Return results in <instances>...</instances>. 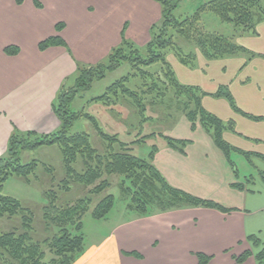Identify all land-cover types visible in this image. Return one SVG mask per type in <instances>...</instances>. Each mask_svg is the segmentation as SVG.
Returning a JSON list of instances; mask_svg holds the SVG:
<instances>
[{
	"label": "crops",
	"instance_id": "1",
	"mask_svg": "<svg viewBox=\"0 0 264 264\" xmlns=\"http://www.w3.org/2000/svg\"><path fill=\"white\" fill-rule=\"evenodd\" d=\"M161 14L153 0H0V158L14 131H59L53 104L65 82L75 83L79 62L100 63L123 42L148 45L149 31ZM58 24L63 29L57 33ZM54 36L67 46L41 51L39 44ZM234 41L252 55L208 60L196 52L194 68L177 57L169 64L182 86L204 94L205 111L233 124L234 130L224 133L233 152L253 155L251 164L264 173V161L256 157L264 156V20L256 34H241ZM8 47L18 53L8 55ZM222 88H228L237 111L215 96ZM167 136L187 146L182 152L159 138L155 168L173 188L227 211L190 207L150 216L134 213L74 264H199L200 253L212 258L209 264H234V256L248 250L254 255L244 264H257L262 247L251 246L248 238L255 236L264 246V178L250 176L240 183L231 159L200 126L192 131L185 116Z\"/></svg>",
	"mask_w": 264,
	"mask_h": 264
},
{
	"label": "trees",
	"instance_id": "2",
	"mask_svg": "<svg viewBox=\"0 0 264 264\" xmlns=\"http://www.w3.org/2000/svg\"><path fill=\"white\" fill-rule=\"evenodd\" d=\"M153 1L162 8L163 25L159 33L147 45V58L141 57L135 46L129 42H123L120 48L109 55L108 64L89 69L78 66V77L74 85L68 87L65 82L53 104L54 113L61 122L59 131L50 135H40L35 132L20 133L18 131L12 133L7 154L0 158V217H15L21 212L25 215L22 216V234L15 232L0 233V262L13 264L7 261V258H10L17 264H74L78 257L85 252V238L82 233L83 218L90 211L92 205L90 199H81L75 205H67L66 209L58 211L54 203L56 196L48 192L47 196L51 202L44 208L47 226L49 227L51 222L56 228L61 229L54 238L40 243L35 242L31 235L33 216L30 210L24 208L18 200L2 194L4 184L11 177H22L30 182V177L35 176L39 169L40 163L36 160L28 164L21 162L20 155L25 151L31 152L43 147L58 146L67 176L63 181L64 187L69 186L68 184L73 180L86 187L94 186L92 193L97 196L106 193L111 188V184L108 180H105V176H121L123 178L121 186L124 193L128 195L129 200L127 208L130 212L141 216H150L155 213L190 207L216 209L221 212L227 211L216 202L199 199L173 188L154 166V155L158 150L156 146L152 148L147 159H140L130 153L131 150L126 148L118 136L104 133L94 117L72 110V105L79 94L91 90L97 78L103 80L108 72H114L121 68L124 63H128L135 73L113 84L103 96L93 99L92 102L110 104L112 102L110 95L120 93L123 97L131 99L138 108L140 115H144L146 112L145 98L143 99L140 94L130 90L127 85L133 78L136 79L140 76L153 78V74L145 71L144 68L162 64L164 68H161L159 72L170 80L174 93L190 99L189 104L191 106L183 109V114L190 122L192 131L200 126L211 136L216 147L230 161V155L234 149L224 140V133L233 131V124H225L205 111L201 104L204 94L198 88L182 86L177 81L174 71L167 62L166 52L175 50L179 61L183 65L190 68L195 67L197 61L195 53L186 54L181 48V50L176 49L175 36H179L188 43L194 44L208 60L252 55L244 47L236 44L234 38L245 33L256 34L258 23L264 20V9L261 0H213L198 8L193 16L182 20L178 19L175 13L184 0ZM18 3L22 4L23 0H18ZM207 13L215 15L222 23L233 25L236 29L233 37L230 39L216 32L207 31L203 25V15ZM62 29V24L56 26L57 33L61 32ZM54 46H67V44L60 36H54L41 42L39 49L44 51ZM128 48L135 52L134 57L125 55L124 51ZM5 52L8 55H16L18 50L17 48L8 47ZM215 96L227 99L231 107L237 111V106L228 88H222ZM192 107L194 109H190ZM81 119L89 121L98 136L108 144L107 149L110 154L106 157L101 156L92 146L88 134L71 133L75 123ZM146 120L148 119L143 118L142 121ZM156 136L164 138L171 148L182 152L187 146L186 142H177L162 134H152L149 137L154 138ZM115 145L120 146V152L113 151ZM242 155L249 161L253 157V155L247 153H242ZM256 157L264 161V156ZM79 159H81L84 166L82 173H78L74 167ZM231 165L235 169L234 164L231 163ZM262 177L264 178V176ZM232 187L244 190L241 184H233ZM115 203V196L106 194L92 210V217L96 220L106 219L113 211ZM51 209H54L56 214H51ZM71 229L75 232H72ZM248 242L253 247H262L261 251L256 254L255 260L257 264H264V246L261 240L252 236L248 238ZM45 246H47L48 252L44 250ZM130 255L136 256V253H130ZM253 255V252L248 250L240 256H234V264H244ZM197 257L199 264H209L212 259L202 253L198 254Z\"/></svg>",
	"mask_w": 264,
	"mask_h": 264
},
{
	"label": "rangeland",
	"instance_id": "3",
	"mask_svg": "<svg viewBox=\"0 0 264 264\" xmlns=\"http://www.w3.org/2000/svg\"><path fill=\"white\" fill-rule=\"evenodd\" d=\"M211 1L213 0H184L175 13V16L181 20L191 17L196 13L198 8ZM261 3L264 9V0H261ZM162 22L161 14L160 20L149 31L150 40H153L159 33L163 25ZM203 25L207 31L216 32L230 39L233 37L234 31L236 32L233 25L220 22L211 13L203 15ZM135 47L139 50L141 57H148L147 45L144 47ZM175 47L178 50L181 48L186 54H197L200 52L194 44L188 43L179 36H175ZM131 50V48L125 49V55L134 57L135 52ZM166 56L168 63L177 57L175 50L167 51ZM107 61L108 58L100 63L95 62L96 64L79 62L78 65L82 68L89 69L91 67L94 68L99 65L108 64ZM161 68H164L162 64L144 68L145 71L153 74V78L140 76L136 79L133 78L127 85L130 90L140 94L143 99L145 98L144 105L146 106V112L144 115H140L138 108L131 99L123 97L120 93L118 95H110L112 98L110 104L92 102L93 99L103 96L113 84L135 73L132 66L128 63H124L121 68L114 72H108L103 80H98L97 78L91 90L79 94V97L72 105V110L83 112L94 117L104 133L111 136H118L126 148L131 150V154L140 159H147L153 146L162 143L161 139H159L161 138L160 136H157L158 140H154L149 136L152 134H162L168 137L167 135L171 132L175 124L184 116L183 109L191 106L189 104L190 99L174 93L170 80L159 72ZM73 85L74 79L67 83L68 87H72ZM190 109L194 108L192 107ZM143 118H147L148 120L142 121ZM71 133L88 134L92 146L101 156L106 157L110 154L107 149L108 144L98 136L89 121L81 119L75 123ZM143 140L144 142H142ZM113 151L120 152V146L115 145ZM20 159L23 164L31 163L34 160L38 161L40 163L39 169L35 176L30 177V182H27L22 177H11L4 184L2 194L18 200L24 208L30 210L33 216V231L31 235L35 242L42 243L45 240L52 239L58 235L61 229L56 228L51 222L49 223V227L47 226V221L44 217V208L51 202L47 196L48 192L56 196L54 203L58 211L66 209L67 205H75L81 199L91 200L92 205L90 206V211L83 218L82 233L85 238V251L89 249V246L100 243L116 224L128 219L134 214L126 211L129 200L128 195L124 193L121 186L123 178L119 175L105 176L104 178L110 182L111 188L106 193L97 196L92 193L94 186L86 187L73 180L70 181L69 186L64 187L65 184L63 181L67 176L61 151L58 146L43 147L31 152L25 151L20 155ZM230 159L236 167V175L240 183H245V179L250 176H264V173L259 172L258 168H255L241 154L232 152ZM74 167L78 173L83 172L84 166L81 159L78 160ZM106 194H113L115 196V207L106 219L96 220L91 215L92 210ZM54 212V209H51V214H56ZM23 215L25 214L21 212L15 217H0V233L15 232L22 234ZM71 231L75 232L73 229ZM44 250L48 252L47 246L44 247ZM7 261L17 264L10 258H7ZM0 264L4 263L0 262Z\"/></svg>",
	"mask_w": 264,
	"mask_h": 264
}]
</instances>
